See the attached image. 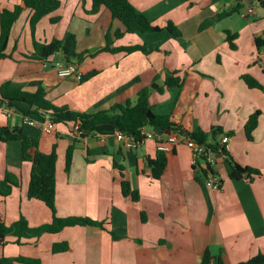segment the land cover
<instances>
[{"label": "crops", "instance_id": "obj_1", "mask_svg": "<svg viewBox=\"0 0 264 264\" xmlns=\"http://www.w3.org/2000/svg\"><path fill=\"white\" fill-rule=\"evenodd\" d=\"M128 1L153 26L163 29L171 22L179 37L173 39L164 29L124 33L123 24L112 19L105 7L88 22L76 13L68 30L78 31L80 40L84 33L91 37L94 30L96 34L86 44L82 61L73 63L83 78L96 71L94 76L81 82L58 76L56 65L65 63L62 53L47 60L5 58L0 60V86L11 81L29 93L42 86L52 106L95 114L134 102L138 92L155 83L162 91H151V108L159 110L163 103L174 102L170 111L156 115L169 116L187 132L220 128L232 133L229 156L260 175L232 180L227 161L217 159L214 171L221 189L212 190L199 181L191 151L178 145L165 153V170L154 179L147 161L156 156L155 140L128 150L116 140L117 130L110 125H99L86 137L64 124H56L46 134L37 117L16 112L8 118L0 104V126L22 127L37 139L42 153L55 149L56 216L89 218L105 223L108 230L66 227L21 245L8 238L9 248L0 246V257L34 259L39 264H202L205 258L215 264H241L258 254L264 256V5L260 0ZM84 2L90 6L92 0ZM248 7L254 12L248 14ZM56 27L45 41L62 38L59 24ZM119 31L122 36L116 38ZM226 32L234 36L233 47ZM106 38L111 48L139 45L145 51H102L90 56L105 47ZM173 74L182 79L180 88L165 87ZM243 76L251 77L260 88H249ZM255 113H259L257 126L248 140L245 123ZM25 119L36 125L29 126ZM20 151V142H0V180L9 172L19 182L8 197L0 198V217L5 226L22 217L29 227H38L50 223L52 214L42 202L27 197L31 165L21 161ZM68 152L71 159L66 170ZM115 165L123 168L122 175ZM122 181L137 192L136 201L123 196ZM63 243L67 251H52L54 244Z\"/></svg>", "mask_w": 264, "mask_h": 264}, {"label": "trees", "instance_id": "obj_2", "mask_svg": "<svg viewBox=\"0 0 264 264\" xmlns=\"http://www.w3.org/2000/svg\"><path fill=\"white\" fill-rule=\"evenodd\" d=\"M264 5V1L260 0ZM59 0H20L19 4L12 11L3 9L0 12V60L10 58L6 54V48L9 41L11 28L18 19L19 14L26 9L31 10L30 28L33 30L37 23L45 16L57 11L60 8ZM100 7H105L109 10L112 19L120 21L125 27L124 33H157L166 30L173 39L179 37V32L171 22L162 29L153 26L152 23L129 3L128 0H92V13H97ZM123 32H116L115 37L119 38ZM227 41L230 47H233V35L226 32ZM105 47L96 50L94 53H89L94 56L99 52L106 51L110 53H125L144 52V46L132 45L127 47L111 48L106 38ZM257 46H261V42L256 40ZM35 53L32 59L47 60L51 55L62 53L65 63H80L83 55L75 52L76 39L67 33L62 40H52L47 44H36ZM96 74V71L90 72L83 80H86ZM243 81L249 88H260V85L251 77L243 76ZM167 88H180L182 79L173 74L165 80ZM151 91L161 92L155 83H152L148 88L142 89L136 95L134 102L126 101L123 104H115L106 111H100L95 114L78 113L69 110L67 107H54L45 99V91L42 86H38L34 93L23 91L21 86L7 81L0 86V103L6 104L9 107H14L17 112L24 116L31 115L40 119L39 111L47 112L50 122L54 125L64 124L70 125L73 128L78 127L77 133L81 137L91 135L95 128L99 125H110L115 130L123 133L138 135L142 127H151L159 130L163 135H169L172 132H180L191 138L199 144H205L214 151L221 149L218 136L223 134L220 128H212L209 133H204L200 130L187 132L178 123L171 121L167 115H156L151 111L149 103V95ZM259 113L251 115L244 127L245 135L248 140H251V135L257 126ZM230 137L232 133H227ZM0 142H20L21 151L20 159L23 162L31 165L29 181L27 185V197L36 199L42 202L52 214L50 223L42 224L38 227H29L24 218H20L11 226H5L0 217V246L8 243V238H12V243L21 245L23 241L37 240L44 234H56L66 227L75 226H92L106 230V224L89 218L67 217L59 218L56 216L55 196H56V161L57 156L55 149L49 154L42 153L39 150L38 141L36 138L27 135L22 127H7L0 126ZM71 152H68L65 168L70 167ZM227 155V164L230 168L228 176L232 180L248 179L252 175L259 176V172L248 167H241L236 164L233 159ZM167 164L165 153L157 152L154 159H148L147 167L150 176L154 179H159L163 174ZM122 175L123 168L115 165ZM248 174V175H246ZM202 178H199V181ZM18 179L11 173L6 172L4 178L0 180V198L8 197L13 188L18 187ZM121 191L124 197L130 196L132 200L138 199L137 192L131 191L127 181L121 182ZM110 232V231H109ZM113 235V234H112ZM114 239L118 237L113 236ZM68 249L67 243L54 244L53 252H65ZM208 259L205 258L202 264H207ZM0 264H39L38 260L28 258H6L0 257ZM241 264H264V256L261 254L252 257Z\"/></svg>", "mask_w": 264, "mask_h": 264}, {"label": "built area", "instance_id": "obj_3", "mask_svg": "<svg viewBox=\"0 0 264 264\" xmlns=\"http://www.w3.org/2000/svg\"><path fill=\"white\" fill-rule=\"evenodd\" d=\"M253 12L254 10L251 7H248L247 13L250 14ZM262 40L264 42V34L262 36ZM56 70L58 76L60 77H72L78 82L83 80V76L76 63H59L56 65ZM0 104L2 105L1 108L3 107V113L8 118L17 112L14 107H9L3 103ZM39 113L41 117L38 125L41 130L46 134L52 133L55 125L50 122L48 113L43 111H39ZM25 123L29 126L36 125V122L33 120L25 119ZM73 130L75 134H78L77 126H75ZM115 137L121 146L128 150L136 149L142 146L147 140H155L157 152L162 153L170 152L178 145H185L191 151V165L200 174L203 184L212 190L221 189L219 178L217 177L214 169L217 159L224 161L227 159L225 152H228L229 149L230 136L226 133L218 136L219 144L225 152L221 149L214 151L205 144H199L180 132H172L169 135H163L159 130L149 127H142L139 130L138 135H131L117 130ZM207 264H215V261H209Z\"/></svg>", "mask_w": 264, "mask_h": 264}, {"label": "rangeland", "instance_id": "obj_4", "mask_svg": "<svg viewBox=\"0 0 264 264\" xmlns=\"http://www.w3.org/2000/svg\"><path fill=\"white\" fill-rule=\"evenodd\" d=\"M7 1L8 3H6V0L3 3H0V9H1L0 12L3 9L9 11H12L14 9L15 6L12 7V4L15 3L16 0H7ZM59 1L61 4L60 6L61 8L58 11V13L47 15L41 23L35 26L33 30H31L30 28L31 10L26 9L19 14L18 19L15 21V23L11 28L9 41L6 48V54L10 55L11 56L10 58H14V59L19 58L18 60L21 59L22 61H24L23 60L24 57H32V55L35 53L34 43L42 45L52 41L50 40L47 42L45 40H48L47 39L48 37L51 38L52 28L53 29L57 28L56 26L58 24L60 26V34L62 37L60 40H62L67 33L72 34L76 39L75 52L83 56L86 55L87 48H85V46L90 40H92L96 32L93 30L91 37L87 36L84 33L83 39L80 40L78 33H76L78 31L72 32L68 30V28L70 27V25L75 23L74 20L77 19L76 13H78V16L82 20L88 22V18L91 17L92 14H95L91 12L92 3L90 6H88L84 2L85 0H59ZM54 55H51L50 57L54 58ZM95 56L96 55H94V57ZM87 58L89 59V57ZM25 66L26 64L22 65L21 68ZM27 66L30 65L28 64ZM172 94L174 96V100L177 101V93L175 94V91H173ZM173 103H174L173 100L168 101L166 103H163L159 107L160 111L158 110L157 107L151 108V111L154 114H157L159 112L161 113L168 112L171 110ZM6 246L7 248H9L8 243L6 244Z\"/></svg>", "mask_w": 264, "mask_h": 264}, {"label": "water", "instance_id": "obj_5", "mask_svg": "<svg viewBox=\"0 0 264 264\" xmlns=\"http://www.w3.org/2000/svg\"><path fill=\"white\" fill-rule=\"evenodd\" d=\"M246 175H248V174H246Z\"/></svg>", "mask_w": 264, "mask_h": 264}]
</instances>
